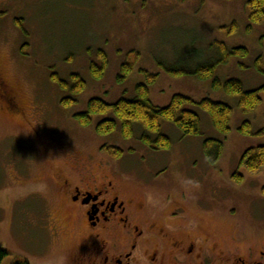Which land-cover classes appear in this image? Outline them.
Here are the masks:
<instances>
[{
  "label": "rangeland",
  "instance_id": "rangeland-1",
  "mask_svg": "<svg viewBox=\"0 0 264 264\" xmlns=\"http://www.w3.org/2000/svg\"><path fill=\"white\" fill-rule=\"evenodd\" d=\"M248 1L0 0V63L26 117L15 119L0 111V249L8 253L1 264L18 259L60 264L58 250L73 246L66 229L53 244L44 228L45 209L56 225L64 220L61 203L53 197L52 171L73 164L98 175L111 174L126 194L131 189L138 200L149 197L167 210V195L179 201L183 184L191 196H201L206 192L200 190L205 174L218 177L227 200L215 206L216 216L202 220V229L232 255L245 257L249 249L264 253V168L256 175L239 168L246 150L264 147V97L255 111L245 113L238 97L212 86L214 80L224 84L230 79L239 80L246 91L264 85V22L250 23ZM216 43L244 48L247 56L218 65L209 80L174 77L159 66L185 70L213 61L219 57ZM98 51L108 64L103 78L95 81L88 67L99 63ZM126 62L133 70L119 83ZM141 71L157 75L149 86L150 101L157 107H166L174 95L229 106V133L217 132L209 116L192 107L200 118V134L185 137L162 122L161 132L171 147L153 151L138 141L140 130L129 140L122 138L119 124L112 134L97 135L96 124L110 115L93 117L88 127L76 121L74 116L84 112L92 98L112 104L134 97L135 87L146 84ZM71 74H78L87 86L75 97L76 104L65 106L62 100L71 96L51 77L67 81ZM244 122L250 123L251 135L239 132ZM205 140L223 144L215 165L204 155ZM109 147L123 155L116 160L107 156L101 149ZM235 173L243 177L241 183L232 179Z\"/></svg>",
  "mask_w": 264,
  "mask_h": 264
},
{
  "label": "flooded vegetation",
  "instance_id": "flooded-vegetation-1",
  "mask_svg": "<svg viewBox=\"0 0 264 264\" xmlns=\"http://www.w3.org/2000/svg\"><path fill=\"white\" fill-rule=\"evenodd\" d=\"M0 111L26 120L19 93L1 63ZM109 148L101 150L110 157ZM52 173L53 197L61 203L64 220L56 225L45 209L44 228L53 244V238L65 229L74 243L56 253L60 264H264L262 251L249 249L245 257L232 255L202 229V220L216 216L215 206L227 200L226 187L218 177L205 174L207 186L200 190L206 192L201 196H191L180 185L179 201L167 195V210L149 197L138 200L131 189L126 194L128 190L115 183L111 174L84 171L77 164L57 167Z\"/></svg>",
  "mask_w": 264,
  "mask_h": 264
},
{
  "label": "trees",
  "instance_id": "trees-1",
  "mask_svg": "<svg viewBox=\"0 0 264 264\" xmlns=\"http://www.w3.org/2000/svg\"><path fill=\"white\" fill-rule=\"evenodd\" d=\"M249 21L252 24L264 22V0H249ZM219 57L213 61L195 65L190 69H175L159 64L169 75L178 77L182 75L194 76L199 80H209L213 77L215 68L220 64H227L230 58H245L247 50L244 48L228 49L224 44L216 43ZM97 57L100 59L96 64H89V74L95 81L103 78L107 70V57L102 51H98ZM133 65L126 62L120 67V74L117 81L123 82L132 72ZM146 77V84H139L135 87L134 97L120 98L115 103L108 104L105 101L92 98L88 101L86 110L74 116L76 121L83 127L92 124L95 116L106 117L100 120L95 127V132L99 136L112 134L120 127L121 136L125 140L135 137V131L140 130L138 141L146 148L153 151L168 150L171 147L169 137L161 132V123L172 124L182 136H198L200 134V118L191 108L197 107L205 112L210 119L212 127L222 135L229 133V121L232 110L223 103L213 102L210 99H203L199 102L193 101L182 95H174L166 107L153 105L149 97V86L157 80V75H150L146 71H141ZM57 83L59 89L68 92L69 96L62 100V104L70 106L76 104L75 97L86 90V82L78 75L71 74L67 81L59 79L56 75L51 77ZM214 90L223 89L230 95L238 97V106L245 112L255 111L264 97V85L253 91H246L239 80L230 79L224 84L218 80L212 83ZM243 135H251L250 123L244 122L239 129ZM107 149V148H106ZM115 159L120 158L123 152L118 148L108 149ZM204 155L211 164H216L223 151L222 142L216 140H205L203 143ZM212 151H215L212 155ZM239 168H244L250 175L258 174L264 168V147L248 149L239 161ZM236 183H241L243 177L238 173L232 176ZM8 256V253L0 249V264ZM12 264H29L25 259L15 260Z\"/></svg>",
  "mask_w": 264,
  "mask_h": 264
}]
</instances>
